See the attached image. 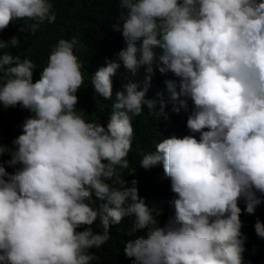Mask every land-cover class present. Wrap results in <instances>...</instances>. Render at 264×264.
Segmentation results:
<instances>
[{
	"label": "trees",
	"instance_id": "1",
	"mask_svg": "<svg viewBox=\"0 0 264 264\" xmlns=\"http://www.w3.org/2000/svg\"><path fill=\"white\" fill-rule=\"evenodd\" d=\"M264 264V0H0V264Z\"/></svg>",
	"mask_w": 264,
	"mask_h": 264
},
{
	"label": "clouds",
	"instance_id": "2",
	"mask_svg": "<svg viewBox=\"0 0 264 264\" xmlns=\"http://www.w3.org/2000/svg\"><path fill=\"white\" fill-rule=\"evenodd\" d=\"M46 254L48 257H52V258L57 257V263L58 264H64L63 251H60L59 248L53 249L52 247H48L46 249Z\"/></svg>",
	"mask_w": 264,
	"mask_h": 264
}]
</instances>
